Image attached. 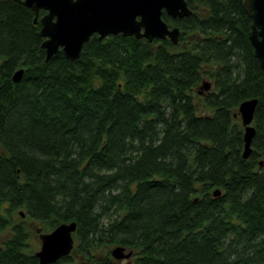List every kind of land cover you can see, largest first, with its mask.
Listing matches in <instances>:
<instances>
[{
	"label": "trees",
	"instance_id": "1",
	"mask_svg": "<svg viewBox=\"0 0 264 264\" xmlns=\"http://www.w3.org/2000/svg\"><path fill=\"white\" fill-rule=\"evenodd\" d=\"M187 3L189 15L162 13L182 29L177 44L93 34L77 58L46 59L33 10L0 0V264L38 263L27 219L76 221L72 250L48 264H264V69L250 17L242 0ZM249 97L243 157L234 112ZM107 244L132 254L92 252Z\"/></svg>",
	"mask_w": 264,
	"mask_h": 264
},
{
	"label": "water",
	"instance_id": "2",
	"mask_svg": "<svg viewBox=\"0 0 264 264\" xmlns=\"http://www.w3.org/2000/svg\"><path fill=\"white\" fill-rule=\"evenodd\" d=\"M14 1L33 10V22L40 23L39 34L43 37L40 46L45 50L46 59L59 48L67 58H77L84 42L93 34H97L99 39L116 33L147 40L168 37L172 43H176L180 29L178 25L169 26L162 13L164 11L169 16L182 17L192 11L187 0ZM242 5L251 18L248 36L253 53L264 69V0H242ZM23 70V67L14 70L12 79L18 81ZM210 86V80L202 79L197 90L203 92ZM257 102V97L245 98L234 112L239 114L243 125V157L251 151V139L255 132L252 119ZM20 214L24 215V212L20 210ZM75 228V220L61 221L46 231L35 227L39 237V246L34 250L37 264L52 263L69 254L74 245ZM110 253L115 260L128 259L132 249L115 244Z\"/></svg>",
	"mask_w": 264,
	"mask_h": 264
},
{
	"label": "rangeland",
	"instance_id": "3",
	"mask_svg": "<svg viewBox=\"0 0 264 264\" xmlns=\"http://www.w3.org/2000/svg\"><path fill=\"white\" fill-rule=\"evenodd\" d=\"M205 79H206V78H205ZM211 84H212V83H211ZM211 86H212V85H211ZM202 89H204V88H202ZM209 90H210V89L203 90V91H209ZM201 108H202V104H200L199 109H201ZM238 118H239V120H240V122H241V119H240V116H239V115H238ZM0 150H1V148H0ZM26 223L29 224V226H28L29 240H30L32 246L34 247V249H37L38 246H39V237H38V232H36V231L34 230V228H35L34 226L39 224V225L41 226V230H42V231L49 230L50 228L47 229V228H45V227L43 226L42 223H40V222H32V221H30L29 219L26 220ZM113 245H114V244H107V245H104V246H100V247H98V248L92 250V252H96L97 255L104 254V253H106L107 250L110 249ZM71 254L73 255V253H71ZM110 255H111V254H110ZM111 257H112V256H111ZM124 260H125V259H123L122 261H119V262H120V263H124Z\"/></svg>",
	"mask_w": 264,
	"mask_h": 264
},
{
	"label": "flooded vegetation",
	"instance_id": "4",
	"mask_svg": "<svg viewBox=\"0 0 264 264\" xmlns=\"http://www.w3.org/2000/svg\"><path fill=\"white\" fill-rule=\"evenodd\" d=\"M192 10V9H191ZM193 11V10H192ZM191 11V12H192ZM190 12V13H191ZM246 12V11H245ZM247 13V12H246ZM189 15V14H188ZM172 17V16H171ZM250 17V16H249ZM174 18H179V17H174ZM168 22V21H167ZM250 22H251V18H250ZM250 22H249V29H250ZM168 24H169V26H172V25H176L175 23H170V22H168ZM179 27V26H178ZM179 29H180V32H179V34H178V39H177V42L176 43H174V44H177V43H179V41L181 40V37H182V29L179 27ZM249 29H248V33H249ZM97 35V34H96ZM249 37V36H248ZM165 38H168V37H165ZM164 38V39H165ZM169 39V38H168ZM183 40V39H182ZM250 40V39H249ZM253 47V46H252ZM205 79V78H204ZM211 81V80H210ZM211 83H212V81H211ZM212 85V84H211ZM211 88V86L208 88V89H210Z\"/></svg>",
	"mask_w": 264,
	"mask_h": 264
}]
</instances>
